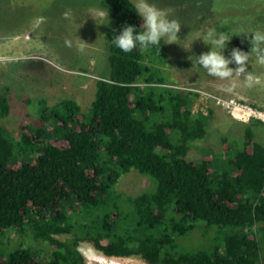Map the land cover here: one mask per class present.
Listing matches in <instances>:
<instances>
[{"label": "trees", "instance_id": "1", "mask_svg": "<svg viewBox=\"0 0 264 264\" xmlns=\"http://www.w3.org/2000/svg\"><path fill=\"white\" fill-rule=\"evenodd\" d=\"M106 3L108 40L125 24L139 30L129 0ZM107 48L110 71L96 81L88 114L72 98L41 99L18 136L0 123V238L20 235L0 264H86L83 242L147 264H264V144L254 130L264 122L244 123L240 142L223 137L222 151L189 159L212 111L195 113L199 94L170 83L165 44ZM10 100L0 88V121ZM133 170L153 187L120 191Z\"/></svg>", "mask_w": 264, "mask_h": 264}, {"label": "rangeland", "instance_id": "2", "mask_svg": "<svg viewBox=\"0 0 264 264\" xmlns=\"http://www.w3.org/2000/svg\"><path fill=\"white\" fill-rule=\"evenodd\" d=\"M151 2L182 24L177 34L180 44L165 43V69L172 80L170 83L199 94L193 106L195 113L212 111L207 134L195 142L188 158H200L203 148L222 151L223 137L230 142H240L246 124L235 121L217 99L237 98L264 106V65L257 63L255 54H251L246 62L250 85L246 83L245 74L234 73L224 79L209 76L206 70L193 64L195 55L210 49V45L197 37L203 36L209 27H217L218 31H227L229 36L239 33L226 42L227 48L223 50L226 56L232 48H237L236 39L250 51V32L264 30V0ZM102 11H108L109 24L98 25L91 16ZM113 24L106 0H0V88H8L12 108L11 114L0 123L18 136L21 124L37 118L41 99L53 104L72 98L88 114L96 81L110 71L107 47L108 32ZM181 44H191V47L185 49ZM229 67L237 65L233 63ZM254 130L255 140L264 144V126ZM152 187L149 176L133 170L121 178L118 188L133 196ZM22 239L27 244L31 241L28 234ZM19 240L18 233L9 231L0 238V251L18 246ZM80 250L86 264H147L139 256H105L89 242L81 243Z\"/></svg>", "mask_w": 264, "mask_h": 264}, {"label": "clouds", "instance_id": "3", "mask_svg": "<svg viewBox=\"0 0 264 264\" xmlns=\"http://www.w3.org/2000/svg\"><path fill=\"white\" fill-rule=\"evenodd\" d=\"M129 2L130 8L142 18L143 23L139 30H137V25L135 24L123 25L119 32H114L111 40H108L112 46L121 52L128 53L137 47L144 49L158 47L160 50L162 44L179 43L177 34L182 24L177 19L168 17L151 0H129ZM91 16L98 25L110 23L108 11H102L97 15ZM104 19H107L108 22L103 23ZM250 34V51L245 52L240 48H232L230 55L226 56L223 50L227 48L226 42L231 40L232 35H227V31H218L217 27H209L203 36L197 38H200L204 44L210 45V49L195 55L196 60L193 61V64H198L206 70L209 76L220 79L229 78L234 73L237 75L245 74L246 83L250 85L251 77L246 75V62L249 61L251 54L254 53L257 63L264 65V30L252 31ZM162 41L163 43H161ZM191 44L181 45L185 49H190ZM233 63L237 67H229Z\"/></svg>", "mask_w": 264, "mask_h": 264}, {"label": "built area", "instance_id": "4", "mask_svg": "<svg viewBox=\"0 0 264 264\" xmlns=\"http://www.w3.org/2000/svg\"><path fill=\"white\" fill-rule=\"evenodd\" d=\"M217 103L239 123L264 122V106L254 105L237 98H218Z\"/></svg>", "mask_w": 264, "mask_h": 264}]
</instances>
